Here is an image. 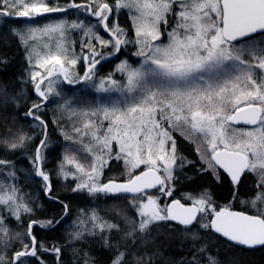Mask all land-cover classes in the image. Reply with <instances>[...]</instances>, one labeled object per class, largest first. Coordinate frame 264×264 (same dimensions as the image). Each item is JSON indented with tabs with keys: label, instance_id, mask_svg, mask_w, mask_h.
Here are the masks:
<instances>
[{
	"label": "snow or ice",
	"instance_id": "snow-or-ice-1",
	"mask_svg": "<svg viewBox=\"0 0 264 264\" xmlns=\"http://www.w3.org/2000/svg\"><path fill=\"white\" fill-rule=\"evenodd\" d=\"M0 18V45L24 49L35 97L19 113V94L0 86V106L19 113L11 125L0 118V264H65L69 245L73 264H225L213 236L264 247V0H0ZM9 21L23 23L5 31ZM71 33L84 37L79 52ZM129 46L133 62L120 59ZM8 64L0 53V68ZM61 85L84 89L68 96ZM89 89L104 95L89 100ZM52 103L65 123L49 119ZM19 120L28 131L13 130ZM50 128L78 146L55 170L70 193L121 203L78 208L65 241L46 244L36 229L71 214L46 166ZM114 162L121 175L106 177ZM189 167L226 179L233 201L252 176L241 201L252 211L218 205L210 188L177 195ZM36 178L58 216L37 215L43 204L24 184Z\"/></svg>",
	"mask_w": 264,
	"mask_h": 264
},
{
	"label": "trees",
	"instance_id": "trees-1",
	"mask_svg": "<svg viewBox=\"0 0 264 264\" xmlns=\"http://www.w3.org/2000/svg\"><path fill=\"white\" fill-rule=\"evenodd\" d=\"M75 11V10H73ZM63 14H53V16H62ZM75 16L71 17L74 19ZM119 22L125 28H130V19L126 14L121 12ZM5 18L1 21L3 24ZM94 22V19L91 18ZM42 21V19L40 20ZM23 21H9L5 31L7 28L13 27L14 25L22 24ZM43 23V22H42ZM87 23V21H86ZM103 34V33H102ZM80 37H75V34H70V39L77 38V41H81L84 39L82 34ZM80 47L77 43V52H79ZM132 52V47L129 46L127 50H125L124 54L120 56V59H124L128 57V54ZM0 53L6 55L9 59V64L6 68H0V85H7L9 95L19 94V113L25 111L28 105L32 102L35 97L31 94V85L27 82L26 68L28 67L25 61V51L22 49L15 41H11L9 47L5 48L3 45H0ZM118 61L115 58H112L111 62H102V65L98 66V70L100 74H107L110 70H112L115 63ZM20 80L21 83H17ZM63 87L65 93L68 96H72L73 93L79 94L82 89H84V85L77 86H68L61 85ZM89 91V90H88ZM90 95L88 96L89 100H92L94 97L102 96L104 94L93 93L89 91ZM58 99V98H57ZM13 111L12 105L9 104L7 106V111L0 106V118H7L9 124H12V116L19 115ZM49 119L55 117L60 120L61 123H65V119L62 113L57 111L56 103H52L49 105L48 109ZM15 128H23L25 131H28L27 121L19 120L13 127ZM51 131V146L49 150L46 152L47 161L46 166L50 172L53 173V181L55 188L57 190V194L62 198L66 199L71 207V214L67 218V223L63 224L61 227H57L55 230L47 231L36 229L39 236L44 239L46 244L52 243H63L66 239V230H71V221L75 219L77 209L80 207H99L100 209H105L108 205L118 204L119 201L107 200V201H93L89 197L84 194H71L70 188L72 186L71 181H62L60 180L56 174L55 170L62 158V153L65 151L66 147L76 148L77 145H70L69 142L64 141L60 136L59 131L54 128H50ZM31 134V133H29ZM181 147L185 155H187L190 159H196L195 153L193 152V148L190 144L181 142ZM26 161L22 160L18 165L21 169H25ZM122 172V164L113 163L111 166V170H106V177L120 176ZM184 175L188 177V179H182L180 183L177 184V195L186 192L187 190H200L204 188H210L214 193V199L217 204L220 206H227L230 204L231 208L240 210V211H252L248 208V206L241 201L245 200L246 197L244 193L251 187L253 182V177L248 176L245 180V183L240 188V199L239 200H231L229 185L227 184V180L225 179L224 183H217L215 180L205 174H198L195 169L189 167L185 169ZM21 179L23 180V173H21ZM26 185L25 191L32 192L33 194L40 197V202L43 204V208L38 210L37 215L41 218L52 217L53 215H57L60 212L59 205L49 203L38 191L39 178H36L35 181L27 180L24 181ZM212 243L216 245L221 253L222 260L225 261V264H264V247L256 248V249H248L243 247H229L227 243L222 238H217L213 236L211 238ZM49 264H52L53 257L48 256ZM63 259L65 264H73V253L71 246H66L63 250Z\"/></svg>",
	"mask_w": 264,
	"mask_h": 264
},
{
	"label": "rangeland",
	"instance_id": "rangeland-1",
	"mask_svg": "<svg viewBox=\"0 0 264 264\" xmlns=\"http://www.w3.org/2000/svg\"><path fill=\"white\" fill-rule=\"evenodd\" d=\"M77 17H74V19H76ZM81 19H84V17H80ZM94 19V18H93ZM120 19V21H121V18H119ZM3 20V18H0V24H1V21ZM44 23L45 21H44V19H42V21H40V23ZM73 34V33H72ZM75 34V37H77V38H79L80 37V35H79V33H74ZM77 38H74L75 40L77 39ZM77 41V40H76ZM78 42V44H79V41H77ZM127 50V49H126ZM135 51V48H133L132 47V52H134ZM132 52H130L129 54H128V58H130V62H133V61H135V60H137L138 58L137 57H135V56H132ZM135 66V65H134ZM112 68H114V66L112 67ZM110 71H112V70H110ZM109 71V72H110ZM1 86V85H0ZM77 86V85H76ZM89 91H92V90H90L89 89ZM93 93H95L94 91H92ZM122 171H123V166H122ZM122 173V172H121ZM118 203H121V202H118Z\"/></svg>",
	"mask_w": 264,
	"mask_h": 264
},
{
	"label": "water",
	"instance_id": "water-1",
	"mask_svg": "<svg viewBox=\"0 0 264 264\" xmlns=\"http://www.w3.org/2000/svg\"><path fill=\"white\" fill-rule=\"evenodd\" d=\"M69 86V85H68ZM71 86H76V85H71ZM233 211H240V210H237V209H234V208H231ZM244 248V247H243ZM256 248H261V247H256ZM256 248H251V249H256ZM250 249V248H248Z\"/></svg>",
	"mask_w": 264,
	"mask_h": 264
}]
</instances>
